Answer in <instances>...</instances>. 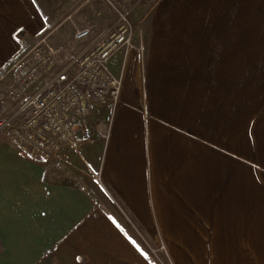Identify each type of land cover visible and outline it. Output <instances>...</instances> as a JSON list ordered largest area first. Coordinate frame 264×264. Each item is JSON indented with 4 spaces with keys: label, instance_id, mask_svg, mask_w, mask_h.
<instances>
[{
    "label": "crops",
    "instance_id": "crops-1",
    "mask_svg": "<svg viewBox=\"0 0 264 264\" xmlns=\"http://www.w3.org/2000/svg\"><path fill=\"white\" fill-rule=\"evenodd\" d=\"M109 1L132 10L137 47L113 60L120 102L86 145L101 147L99 183L71 157L32 162L0 143V264H149L124 214L168 246H212L200 252L214 264H264V191L247 188L231 104V85L261 68L247 38L264 0ZM114 18L108 0H0V74L43 35L78 52ZM80 29L91 35L77 42Z\"/></svg>",
    "mask_w": 264,
    "mask_h": 264
},
{
    "label": "built area",
    "instance_id": "built-area-1",
    "mask_svg": "<svg viewBox=\"0 0 264 264\" xmlns=\"http://www.w3.org/2000/svg\"><path fill=\"white\" fill-rule=\"evenodd\" d=\"M108 2L114 21L85 49L54 46L43 35L0 74V143L43 163L68 159L94 142V118L107 107L113 117L123 90L113 60L134 49L132 10ZM24 33L18 30L16 38ZM90 35L89 29H80L74 39L81 42ZM158 251H165L161 241L153 253Z\"/></svg>",
    "mask_w": 264,
    "mask_h": 264
},
{
    "label": "rangeland",
    "instance_id": "rangeland-1",
    "mask_svg": "<svg viewBox=\"0 0 264 264\" xmlns=\"http://www.w3.org/2000/svg\"><path fill=\"white\" fill-rule=\"evenodd\" d=\"M38 1L44 8H46V0ZM51 1L54 3H62L63 0ZM258 12H262V9L259 8ZM248 27V34H254L247 38L248 47L252 46V48L258 50L257 52L252 51L248 53V56L251 58H249V60L253 61L251 64H256L258 66L261 65V68H248L246 78L247 83L231 85L232 143H237L242 147L245 146L248 157H252V164L248 165L247 188H262L264 191V21L257 23L251 22V26L248 25ZM136 47L134 41V49ZM138 49L143 52L142 45H140ZM259 50L262 51L259 52ZM100 153L101 147L99 145L84 146L76 152H73L71 154L72 156L70 155L71 158L69 157L70 160L68 162H72L71 166L78 168L75 171L74 168H71V170L74 174H80L82 180L93 179L96 181L98 179L97 175L100 172L98 173L95 171L92 164L96 165V162L100 158ZM250 166L252 167L251 169ZM254 173H256V176H254ZM97 183H99L98 180ZM110 198L112 199L111 201H113L114 198H112L111 195ZM124 215V218H127L129 221L128 224L135 235L134 237L149 264H214L213 260H211L212 256H214L212 252L206 255L200 252L202 249L210 250L212 246H186L187 248L180 245L168 246L162 238L152 239L148 236L146 237V234H144L136 223L133 222L128 214ZM260 237L264 240L263 232ZM160 241L163 242L165 251L153 253V249L156 250L158 248V243ZM186 249H192L191 251H194L193 254L192 252L188 253ZM177 250V257H179V259L176 258L175 254V251ZM198 251L200 253H198ZM191 255L195 256L194 260H190ZM203 258L207 259L201 261ZM246 263L260 264L259 262L256 263V261H247Z\"/></svg>",
    "mask_w": 264,
    "mask_h": 264
}]
</instances>
